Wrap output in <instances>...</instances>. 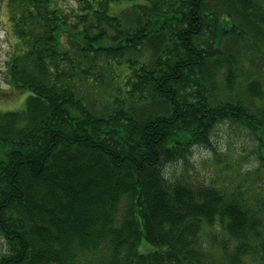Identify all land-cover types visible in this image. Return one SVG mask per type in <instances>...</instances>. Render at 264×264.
<instances>
[{"label":"trees","instance_id":"16d2710c","mask_svg":"<svg viewBox=\"0 0 264 264\" xmlns=\"http://www.w3.org/2000/svg\"><path fill=\"white\" fill-rule=\"evenodd\" d=\"M75 2L7 0L0 264H264V194L169 168L224 122L264 165V0Z\"/></svg>","mask_w":264,"mask_h":264},{"label":"rangeland","instance_id":"374dc122","mask_svg":"<svg viewBox=\"0 0 264 264\" xmlns=\"http://www.w3.org/2000/svg\"><path fill=\"white\" fill-rule=\"evenodd\" d=\"M59 2L65 7H68L69 2L72 5L76 4L75 0H59ZM0 3L3 7L0 13V112H20L26 109L27 99L32 92L29 89L11 87L5 78L13 39L3 31V28L7 29L9 24L7 0H0ZM253 56L254 52L248 53L247 62L243 63L244 76L239 79L235 90L237 93L245 92L241 85L247 77L259 80L264 89V59L259 68L254 67L253 75H247L248 62ZM256 103L259 107L264 106V100H258ZM259 135L237 123H221L213 133L211 146H194L188 161L172 165L169 167L170 173L177 175L186 170L187 176L194 180L226 186L239 185L244 191L247 187L248 194L252 197L261 196L264 194V165L257 156ZM262 151L264 152V146ZM98 257L94 258L91 264H96ZM246 264L257 263L247 260Z\"/></svg>","mask_w":264,"mask_h":264},{"label":"flooded vegetation","instance_id":"af4514ba","mask_svg":"<svg viewBox=\"0 0 264 264\" xmlns=\"http://www.w3.org/2000/svg\"><path fill=\"white\" fill-rule=\"evenodd\" d=\"M3 7H2V3H0V13L3 11L1 10Z\"/></svg>","mask_w":264,"mask_h":264}]
</instances>
